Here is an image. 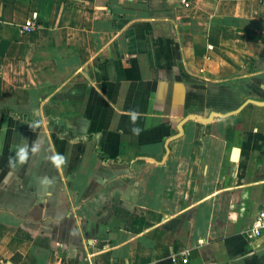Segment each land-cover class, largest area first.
<instances>
[{
  "label": "crops",
  "instance_id": "obj_1",
  "mask_svg": "<svg viewBox=\"0 0 264 264\" xmlns=\"http://www.w3.org/2000/svg\"><path fill=\"white\" fill-rule=\"evenodd\" d=\"M190 1L0 0V264H264V108L165 149L264 102V0Z\"/></svg>",
  "mask_w": 264,
  "mask_h": 264
},
{
  "label": "water",
  "instance_id": "obj_2",
  "mask_svg": "<svg viewBox=\"0 0 264 264\" xmlns=\"http://www.w3.org/2000/svg\"><path fill=\"white\" fill-rule=\"evenodd\" d=\"M248 105H255L257 107H261V108H264V102H259V101H255V100H248L247 102H245L239 109H237L236 111L234 112H231L229 114H225V115H222V114H218V113H212L210 115L209 118H198L194 115H190L188 116L185 120H183L179 126H178V134H176L175 136H173L172 138H170L167 143H166V146H165V149H166V157H168V155L170 154V148H169V145L175 141V140H178L180 138H182L185 134V125L190 122V121H197V122H200V123H203V124H209L211 123L214 118H229V117H232L234 115H237V114H240ZM167 158L164 159V161H166ZM147 161H151L155 164H163L165 162H162V163H158L156 162L155 160L153 159H147Z\"/></svg>",
  "mask_w": 264,
  "mask_h": 264
},
{
  "label": "built area",
  "instance_id": "obj_3",
  "mask_svg": "<svg viewBox=\"0 0 264 264\" xmlns=\"http://www.w3.org/2000/svg\"><path fill=\"white\" fill-rule=\"evenodd\" d=\"M183 6L186 9H190L192 2L190 0H181ZM37 14L33 16L31 20H29L22 28V33L23 34H32L35 33L39 29V24L37 23ZM248 234L250 235L251 238L253 239H259L263 236L264 234V210L258 214L256 217L252 228L249 230ZM183 258V263H187L188 260H186L185 257L186 254L182 253Z\"/></svg>",
  "mask_w": 264,
  "mask_h": 264
},
{
  "label": "trees",
  "instance_id": "obj_4",
  "mask_svg": "<svg viewBox=\"0 0 264 264\" xmlns=\"http://www.w3.org/2000/svg\"><path fill=\"white\" fill-rule=\"evenodd\" d=\"M18 117L20 118V119H22V120H24V121H27V122H31L32 121V119L29 117V116H26V115H18ZM98 153H99V156H100V158L104 161V162H110V163H115L116 165H115V167L116 168H122V167H124V168H126V167H128L129 165L128 164H124V163H120L119 164V162L118 161H111L107 156H105L104 154H102L100 151H98Z\"/></svg>",
  "mask_w": 264,
  "mask_h": 264
}]
</instances>
